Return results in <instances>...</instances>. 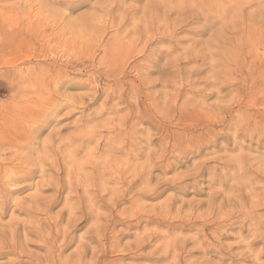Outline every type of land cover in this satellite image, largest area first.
Returning a JSON list of instances; mask_svg holds the SVG:
<instances>
[{
	"label": "rangeland",
	"instance_id": "obj_1",
	"mask_svg": "<svg viewBox=\"0 0 264 264\" xmlns=\"http://www.w3.org/2000/svg\"><path fill=\"white\" fill-rule=\"evenodd\" d=\"M0 264H264V0H0Z\"/></svg>",
	"mask_w": 264,
	"mask_h": 264
},
{
	"label": "bare ground",
	"instance_id": "obj_2",
	"mask_svg": "<svg viewBox=\"0 0 264 264\" xmlns=\"http://www.w3.org/2000/svg\"><path fill=\"white\" fill-rule=\"evenodd\" d=\"M11 174V173H10Z\"/></svg>",
	"mask_w": 264,
	"mask_h": 264
}]
</instances>
